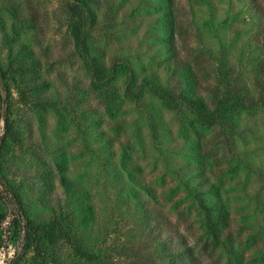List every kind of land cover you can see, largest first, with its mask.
I'll return each mask as SVG.
<instances>
[{"label":"rangeland","instance_id":"obj_1","mask_svg":"<svg viewBox=\"0 0 264 264\" xmlns=\"http://www.w3.org/2000/svg\"><path fill=\"white\" fill-rule=\"evenodd\" d=\"M159 1L166 6V0ZM65 2L0 0V63L4 68L10 65L20 83H10V133L0 149V264H168L142 224L134 196L121 187L119 159L110 158L103 142L86 130L80 109L88 98V80L85 62L74 47ZM114 2L120 7L106 4L98 11L104 34L96 35L95 44L106 49L109 63L127 60L147 73L164 58L163 51L154 57L161 44L149 37L153 28L168 37L166 26L158 22L160 11L151 8V0ZM179 2L185 9L180 11L185 27L179 46L204 55L215 69L222 63L236 67L235 88L260 96L262 55L255 35L264 17L252 10L251 0ZM0 95L1 147L7 130V93L1 76ZM123 109L130 126L117 137L108 131L117 138L116 155L127 143L139 152L142 174L153 184L157 199L174 213L179 204L190 222L183 233L196 257L204 264H264V109L247 117L242 132L226 134L214 127L206 136L220 147L225 142L237 145L244 160L240 169L232 163L238 174L232 182V176L227 177L225 185L236 245L232 254L237 258L232 259L204 234L200 214L185 189L184 182L197 168L186 143L199 136L191 128L182 131L180 118L178 122L176 115L163 112L162 121H156L160 135L154 139L151 118L138 104L128 102ZM224 163L225 169L230 166L229 160ZM14 215H24L40 227L42 252L24 250L26 220L14 221L12 232H7ZM177 244L184 253L185 245Z\"/></svg>","mask_w":264,"mask_h":264},{"label":"trees","instance_id":"obj_2","mask_svg":"<svg viewBox=\"0 0 264 264\" xmlns=\"http://www.w3.org/2000/svg\"><path fill=\"white\" fill-rule=\"evenodd\" d=\"M151 1V8L160 11L161 18L158 22L166 26L165 33L168 32V37L162 38L159 36L160 32L154 28L149 32V37L161 44L160 47L153 45L155 48H161V51H156L154 57L157 58L163 51L164 58L154 64L157 67L150 68L149 72L145 73V69L138 71L127 60L119 62L114 59L115 61L111 60L109 63L106 49L95 44L96 35L104 34L98 22L101 6L107 4L111 9H116L120 5L118 7L114 0H66L64 8L69 17V29L74 47L85 62L88 80L85 89L88 98L82 101L84 108L80 111L83 112L86 130H90L93 134L91 136L103 142L110 158L119 159L117 176L121 187L127 194L134 196V206L138 209L140 220L168 264H204L196 257L184 237L183 230L189 229L191 224L179 204V209L177 205L174 207V213L173 209L163 206L162 199L161 202L157 199L156 189L142 174L139 152L127 143L121 148L119 157L116 155L114 142L117 138L109 136L108 131L117 137L130 126V122L122 115L125 112L123 107L128 102L138 104V108H142L151 118L149 126L154 139L159 138L156 121H162L163 112L176 115L178 122L181 120L180 125H183L182 131L187 132V128H191L199 138L186 144L194 159L192 161L197 162V168L192 171L190 166L189 171L192 172L188 175V181L184 182L185 189L190 192L189 196L193 198L190 197L200 214L204 234L209 237L215 248L221 247L232 259L231 257H236L232 254L236 245L230 203L224 197L225 185L227 177L232 176L231 182L234 180L244 160L237 145L225 142V145L220 147L221 143L207 139L206 136L214 127H222L226 134L242 132V124L247 117L258 112L259 108L264 109V22L257 25L255 35L262 55L259 68L263 80L261 95L255 97L243 94L235 88L233 77L236 67L227 68L226 64L222 63L215 69L206 62L204 55L195 54L193 48L179 46L178 40L184 39L185 27L180 16V11L185 9L179 0H166V6L162 1ZM250 4L259 17H264L263 1L251 0ZM188 50L190 53H187ZM12 72L10 65L4 68L0 63V76L7 93V99L4 101L7 130L1 140L0 149L6 144L10 133V85L20 84ZM76 107L79 105L74 104L73 108ZM225 160L230 162L226 169ZM232 163L237 164L238 168H233ZM136 172L141 175L136 176ZM71 185L73 190H77L74 184ZM143 192L146 194L144 197L141 195ZM6 193L11 202L8 189ZM24 220V250L42 252L43 234L40 227L24 215H14L7 232H12L14 221L21 224ZM52 238L55 239L54 236ZM177 242L185 245L184 253ZM1 248L3 245L0 237Z\"/></svg>","mask_w":264,"mask_h":264}]
</instances>
